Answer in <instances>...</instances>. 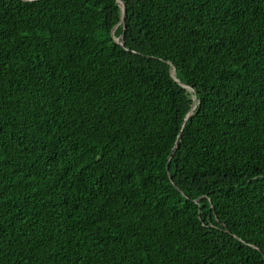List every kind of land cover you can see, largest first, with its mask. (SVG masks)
<instances>
[{
	"label": "trees",
	"instance_id": "1",
	"mask_svg": "<svg viewBox=\"0 0 264 264\" xmlns=\"http://www.w3.org/2000/svg\"><path fill=\"white\" fill-rule=\"evenodd\" d=\"M120 1L0 0V264H264V0Z\"/></svg>",
	"mask_w": 264,
	"mask_h": 264
},
{
	"label": "water",
	"instance_id": "2",
	"mask_svg": "<svg viewBox=\"0 0 264 264\" xmlns=\"http://www.w3.org/2000/svg\"><path fill=\"white\" fill-rule=\"evenodd\" d=\"M119 2H121L120 0H118ZM122 4V10H123V19H122V23L125 24V20H126V16H127V10H126V6L125 4Z\"/></svg>",
	"mask_w": 264,
	"mask_h": 264
},
{
	"label": "clouds",
	"instance_id": "3",
	"mask_svg": "<svg viewBox=\"0 0 264 264\" xmlns=\"http://www.w3.org/2000/svg\"><path fill=\"white\" fill-rule=\"evenodd\" d=\"M186 89L194 92V90L192 88L188 87V86L186 87Z\"/></svg>",
	"mask_w": 264,
	"mask_h": 264
},
{
	"label": "rangeland",
	"instance_id": "4",
	"mask_svg": "<svg viewBox=\"0 0 264 264\" xmlns=\"http://www.w3.org/2000/svg\"><path fill=\"white\" fill-rule=\"evenodd\" d=\"M118 42H120V39H118Z\"/></svg>",
	"mask_w": 264,
	"mask_h": 264
}]
</instances>
